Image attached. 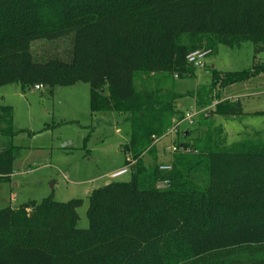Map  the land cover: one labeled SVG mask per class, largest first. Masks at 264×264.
I'll return each instance as SVG.
<instances>
[{
  "label": "trees",
  "instance_id": "obj_1",
  "mask_svg": "<svg viewBox=\"0 0 264 264\" xmlns=\"http://www.w3.org/2000/svg\"><path fill=\"white\" fill-rule=\"evenodd\" d=\"M247 41H264V0H0V86L87 82L92 113L125 115L122 150L132 162L129 180L88 193L85 229L80 199L0 209V264H264V131L229 143L216 122L245 116L242 101L220 100L219 89L264 67L212 68L210 85L175 88L198 69L189 53ZM185 98L196 109L216 104L180 129V149L159 162L156 139L184 117ZM15 133L12 108L0 105V136ZM17 151L0 150L1 179Z\"/></svg>",
  "mask_w": 264,
  "mask_h": 264
},
{
  "label": "rangeland",
  "instance_id": "obj_2",
  "mask_svg": "<svg viewBox=\"0 0 264 264\" xmlns=\"http://www.w3.org/2000/svg\"><path fill=\"white\" fill-rule=\"evenodd\" d=\"M182 42L188 44L187 37H182ZM195 51L207 50L202 47ZM204 63L207 68L197 69L194 76L175 79L178 92L210 85L212 68L228 72L250 70L254 64L264 67V41L256 46L247 41L236 48L219 45L214 54L207 51ZM218 98H239L243 103L245 116L241 122L216 119L225 129L229 143L239 140L246 129L264 131V72L220 88ZM181 103L184 110L195 108L190 98ZM0 105L12 108L16 132L12 137L0 136V150L9 143L18 147L12 174L8 179L0 178V209L29 201L38 203L45 198L57 202L80 199L77 226L87 228L88 193L110 181L106 177L126 163L122 147L129 139V124L124 122L125 115L92 113L89 85L83 81L56 86L52 91L42 86L23 92L16 84L1 85ZM186 126L183 124L180 129ZM171 144L169 136L156 141L159 162L168 163L170 154L161 153ZM143 157L146 163L150 162L148 155ZM129 179L128 173L118 178Z\"/></svg>",
  "mask_w": 264,
  "mask_h": 264
},
{
  "label": "built area",
  "instance_id": "obj_3",
  "mask_svg": "<svg viewBox=\"0 0 264 264\" xmlns=\"http://www.w3.org/2000/svg\"><path fill=\"white\" fill-rule=\"evenodd\" d=\"M206 56H207V51H194V52L189 53L186 56V60L189 64H192L194 67L201 69L205 66L204 59L206 58ZM34 88L37 90L41 89L42 85H36ZM215 104H216V102H212L209 107L204 108V109L191 108V109L185 111V115L182 119L173 118L171 127L163 135V136H169L171 139V142H172V144L169 147H167L165 149V151L168 153L177 152L180 148H178L175 141L177 138V134L180 131V127L183 124H185L187 126L193 125L195 117L199 113H201L207 109L212 108ZM157 140L158 139H156V141ZM186 151H189V150L186 149ZM131 164H132V162H130L127 165H124L123 167H121L120 169H118L116 171L111 172L106 178H108L109 180L118 179L119 177L123 176L124 174L129 173ZM170 169H171V166L169 164L159 165V170H161V171H168Z\"/></svg>",
  "mask_w": 264,
  "mask_h": 264
},
{
  "label": "water",
  "instance_id": "obj_4",
  "mask_svg": "<svg viewBox=\"0 0 264 264\" xmlns=\"http://www.w3.org/2000/svg\"><path fill=\"white\" fill-rule=\"evenodd\" d=\"M109 182H107V184H108Z\"/></svg>",
  "mask_w": 264,
  "mask_h": 264
},
{
  "label": "crops",
  "instance_id": "obj_5",
  "mask_svg": "<svg viewBox=\"0 0 264 264\" xmlns=\"http://www.w3.org/2000/svg\"><path fill=\"white\" fill-rule=\"evenodd\" d=\"M106 183H107V182H106ZM106 183H105V184H106Z\"/></svg>",
  "mask_w": 264,
  "mask_h": 264
}]
</instances>
